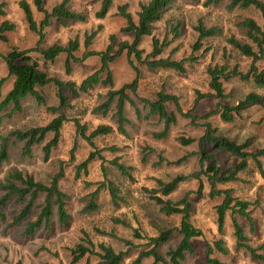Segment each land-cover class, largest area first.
I'll list each match as a JSON object with an SVG mask.
<instances>
[{
    "label": "trees",
    "instance_id": "1",
    "mask_svg": "<svg viewBox=\"0 0 264 264\" xmlns=\"http://www.w3.org/2000/svg\"><path fill=\"white\" fill-rule=\"evenodd\" d=\"M98 8L94 13L97 20H104L111 13L115 6V0H93ZM179 0H146L140 1L138 10L135 14L130 11L129 4H122L117 7L116 16L124 21V26L119 30L122 35L131 36V42L125 41L118 44L115 52L116 35H111L109 45L105 50H91L93 41L101 31L97 30L87 33L84 42V53L80 57L81 43L78 38L68 41L66 46L57 43L52 44L46 49H41L44 43L46 29L52 27L54 23L62 27H68L69 23H85L88 16L82 12L71 8V0H62L50 9L46 7L45 0H20L18 5L23 13L24 23L34 35L38 36L37 47L29 50H21L13 47L2 58L7 67V76L0 79V93L6 83L12 80V88L0 101V123L3 117L11 119L14 114L23 110L24 101L33 99L39 107H43L47 112L56 115L46 126L31 127L25 130L15 129L6 135L0 134V169L5 163L10 162V145L21 144V158L32 160L35 158V150L42 146L43 161L48 162L52 153L60 145L62 130L66 123L73 122L76 127V135L83 139L92 149L88 157L75 165V179H80L82 175H87L89 166L101 161V170L104 181L97 183L96 190L91 194V200L81 211L82 215L98 213L101 206L96 202L101 191L109 192L111 203L115 209L120 210L125 206L126 200L121 196V191L115 182L108 179V172L105 166L106 159L102 155L104 151L119 152L116 146L98 149L95 140L109 136L114 132L111 125L100 124L90 130L87 124H83L80 119H69L64 110L70 108V99L80 98L88 94L91 90L102 88L106 90L103 101L95 107L92 112L96 115L108 116L113 113L112 118L118 124V131L124 136L127 135V126L132 125L129 111L133 110L138 120L155 121V125L160 127V131L155 132V140H166L176 127L180 119L188 121L190 126L201 130L199 138L180 136V145L187 149L185 155L175 162H167L170 165L180 166L191 158L198 161V170L190 174H178L169 181L155 179L156 187H143L142 191L148 198L155 202L160 208V212L166 217H180V223L176 227H166L160 229L154 237H145L140 228L132 225L121 218L112 217L114 225H122L124 228L131 229L136 239L147 241L144 249L139 253L132 264H142L144 260L153 259V264H183L188 256L196 254L194 246L195 240L204 237L202 229L196 227L191 222L193 211V197L200 198L203 195L205 182L209 186V195L212 200L219 198L221 202L215 206L217 231L219 235H224L225 227L228 222L233 227V234L236 238L237 247L245 251L257 264H264V252L248 244V236L244 231L242 221L249 224L252 232L256 231L254 219L251 216V202L241 200L234 195L232 188H220L232 183L241 181L240 174L247 171L250 163H253L264 180V165L261 160L264 158V150L251 152L249 150L251 141L247 140L239 143L235 139L224 135L220 126L216 124L218 119L223 124H233L237 120H242L244 114L254 107L264 109V98L261 94L251 92L244 96L237 103H229L230 95L227 92L226 84L231 80L238 79L244 83H253L258 88H264V68H260L258 63L264 59V0H189L194 4L202 3L203 7H217L225 4L228 12L235 10H256L262 20L260 25L254 18H245L237 26L245 34V41L235 36L225 38L228 45L235 50L239 56L248 59L251 63L246 69L240 63L230 66L228 63L210 65L206 74L208 77V91H195L193 106L188 111L182 108L179 96L168 92L163 86L159 91L153 92L151 97L142 96L139 93L141 73L138 65L145 67L153 72H176L184 74L187 72L185 62L192 61L194 58L183 60L173 59L172 56L162 57L165 50L170 47L167 36L163 41L153 36V27L161 22ZM7 3L0 4V17L7 16L5 8ZM39 15V18H37ZM182 21L173 24L170 33L173 32L174 39L179 38L181 33ZM18 25L10 20H5L0 24V42L8 43L9 34L15 33ZM197 34V41L192 46V53L199 51L203 43L224 37V30L220 26H208L203 19H199L194 26ZM152 37V50L150 53L141 48L145 38ZM173 50L172 53H176ZM39 53L45 64H55L57 60L64 57V68L67 75H71L73 66L84 63L90 58H99L100 69L84 78L80 84L72 81H63L57 76L51 77L47 71L42 69L39 62L34 58L33 53ZM125 55L129 66L134 72V78L130 82L119 88L115 86V77L112 64ZM226 55V52H225ZM53 84L56 88L57 103L49 105L43 89ZM66 91L73 97H68ZM204 101H215L216 106L213 111L205 114H198L196 111ZM172 106V109H170ZM11 108L9 112L7 109ZM197 146L198 149L190 151L189 148ZM77 141L70 153V163L76 161ZM217 151L227 153L239 160L234 169L224 170L219 164L216 154ZM146 153V149L143 150ZM154 152V150H150ZM148 154H145L142 161L146 163ZM166 161L160 156L159 163ZM109 163L114 166L123 177L134 182L135 178L131 174L128 166L121 162L120 157H116ZM157 164V165H158ZM65 162L59 163L58 171L49 178V182L39 181L31 173L24 172L19 168H13L7 176L0 181V232L8 235L16 232L17 240L21 243L32 241L41 231L51 230L54 217L57 225L62 230H69L73 225V215L69 208V196L62 190L61 182L66 176ZM188 181L198 182L196 192L189 191L180 200L173 201L170 196L176 193L179 186ZM195 196V197H196ZM169 198V199H166ZM42 202L40 204L39 201ZM10 205L18 207L10 217L6 213ZM39 210L37 216H33V211ZM229 219V220H228ZM104 235L118 239L127 248V252H117L112 245L100 243L97 246L92 242L88 235L83 232V240L73 248H69L71 264H78L84 258L97 256L100 260L98 264H123L128 253L136 248L135 244L123 238H118L114 233L100 232ZM180 237V241L171 249L166 256L160 253V248L166 245L174 236ZM98 249V251H96ZM227 256L230 253L224 239L206 242L205 260L199 264H224L219 258L214 257L215 253Z\"/></svg>",
    "mask_w": 264,
    "mask_h": 264
},
{
    "label": "rangeland",
    "instance_id": "2",
    "mask_svg": "<svg viewBox=\"0 0 264 264\" xmlns=\"http://www.w3.org/2000/svg\"><path fill=\"white\" fill-rule=\"evenodd\" d=\"M19 1L0 0V4L4 2L8 4L5 8L7 16L0 17V24L5 20H10L18 25L17 31L9 34L8 43L0 42V79L6 77L8 73L2 55H6L13 47L21 50L36 48L39 41L38 36L30 32L24 23L23 13L18 5ZM27 1L32 3L33 0ZM45 1L46 7L50 9L62 0ZM140 1L146 0H115V6L108 17L104 20H97L94 17V13L98 5L93 0H71V8L86 14L88 21L85 23L71 22L68 27H62L60 24L54 23L52 27L46 29L44 43L40 45V48L46 49L55 43L66 46L69 40L78 38L81 43V50L78 55L82 57L85 50L86 34L97 30L101 26L102 29L93 41L91 50H105L109 45L110 36L115 34L117 36L114 46L116 52L119 43L131 42L133 39L131 36L119 33L125 23L116 16L117 7L122 4H129L130 11L135 14ZM225 8V4L205 8L202 3L194 4L189 0H179L166 13L164 19L154 25L153 36L161 41L167 36L168 41H170V47L165 50L162 57L172 56L176 60H188L191 57L194 59L185 62L184 65L187 72L184 74L170 71L153 72L138 65L141 73L139 93L142 96L151 97L153 92L159 91L164 86L168 92L179 96L182 108L188 111L193 106L195 91H208L206 71L210 65L228 63L233 66L235 63H240L243 69L248 67L251 61L239 56L226 43L225 38L235 36L245 41L244 31L238 28L237 24L249 17L254 18L260 25L263 24V20L254 9L228 12ZM37 18H39V15H37ZM199 19H203L208 26H220L224 30V37L205 41L202 49L193 54L192 46L196 43L198 37L193 28ZM178 21L183 23L181 27L182 35L174 39L173 32L170 33V30L172 25L177 24ZM141 48L146 54L150 53L152 50V37L145 38ZM173 50H177L176 53H172ZM33 56L42 69L47 71L51 77L57 76L63 81H72L77 84H80L84 78L100 69L101 66L100 59L93 57L82 64L74 65L72 74L67 75L64 68V57L59 58L55 64H45L39 53L35 52ZM258 66L264 68V59L258 63ZM111 67L114 72L116 88L133 80L134 72L129 66L125 55L120 56ZM11 87V81L4 85L0 93V101ZM226 88L230 95L228 101L232 104L237 103L251 92L261 94L264 98V88H258L253 83H244L238 79L231 80L226 84ZM42 91L49 105H56V88L54 85L50 84ZM65 93L68 97H73L68 91ZM105 93V89L96 88L80 98H72L70 99L71 107L65 109L64 113L71 120L80 119L83 124L88 125L90 130L100 124H108L113 127L114 132L112 134L96 139L95 143L98 149L112 146L120 148L119 152L104 151L102 155L107 160L105 166L108 172V179L115 182L120 189L121 196L126 200L125 206L120 210L115 209L111 203L109 192L103 190L96 201L101 206L100 212L89 215L81 214L84 206L91 200V194L96 190L97 183L105 179L101 170V161L92 163L89 166L87 175H82L78 180L75 179V165L84 161L92 149L83 139L77 137L76 127L73 122H68L64 125L60 145L53 151L48 162L43 161L42 146L36 148L34 159L23 160L21 158V144H11L10 162L5 163L0 169V181L7 176L11 169L19 168L24 172L33 174L37 180L48 183L49 178L58 171L59 163L61 161L65 162L66 176L60 185L62 190L69 196V208L74 221L71 229L65 231L57 225L54 217L51 230L41 231L28 243L18 241L16 232H11L8 235L0 232V264H71L68 249L75 247L83 240V232L88 235L96 246L100 243H105L112 245L117 252H127L128 248L118 239L100 232L114 233L118 238L132 241L136 248L128 253L123 263L132 264L144 249L147 241L134 238L133 231L124 228L122 225L113 226L112 217L124 219L132 227L140 228L142 235L145 237H154L160 229L179 225L181 218L177 216L169 218L162 214L159 206L143 193L142 188H155L156 182L154 178L169 181L178 174H190L197 171L199 166L196 158H191L180 166L170 165L167 162H175L187 152V149H184L178 141L180 136L199 138L202 135L201 130L190 126L188 121L180 119L178 125L172 129L168 139L155 140L153 134L160 131V127L155 125V121L138 120L134 111L131 110L129 111V117L133 123L131 126L126 127L127 135L124 136L118 131V124L112 118V112L108 116L96 115L92 112L95 107L102 103ZM215 106V101H204L196 112L205 114L213 111ZM170 109H172V106H170ZM10 110L11 108L7 109V112ZM54 117L56 115L47 112L43 107H39L33 99L29 98L24 101L23 110L20 113L14 114L11 119L3 117L0 123V134L6 135L15 129L25 130L31 127L46 126ZM216 124L220 126L224 135L235 139L239 143L250 140L249 150L251 152L264 150V109L262 107L249 109L242 120H237L233 124H223L218 119H216ZM76 141L78 144L75 154L76 161L70 163V153ZM144 149H146V153L143 151ZM197 149V146L189 148L190 151ZM150 150H154V152H150ZM211 152L216 154L218 164L224 170H232L239 163V160L230 154L213 150ZM145 154H148V157L146 163H143L142 159ZM160 156L166 161L158 164ZM116 157H120L121 162L130 168L131 174L135 178L134 182L123 177L109 163ZM261 160L264 165V158ZM240 177L241 181L239 183L220 186V188H232L235 196L253 204L250 210L256 231L252 232L249 224L244 220L241 223L248 236V244L264 252V180L253 163H250L249 169L241 173ZM197 189L198 182L188 181L181 184L176 193L170 198L173 201H177L182 199L187 192H196ZM195 196L194 193L192 195L193 211L191 222L203 230L204 237L194 241L196 254L188 256L183 264H199L203 262L206 256V242H214L219 239H224L230 250L227 256L217 252L214 254V257L219 258L224 264H257L245 251L237 247L236 238L233 234L234 230L230 222L225 227L224 235H219L215 224V206L221 200L219 198L215 200L210 198L209 186L206 182L202 197L198 198ZM41 202L42 200L38 204ZM16 209L18 207L10 205L6 213L10 217V214L14 213ZM38 214L39 210L35 209L33 216ZM179 241L180 237L175 235L166 245L160 248V253L166 256L171 249L175 248ZM99 262L100 260L97 256H90L84 258L78 264H98ZM142 264H153V259L144 260Z\"/></svg>",
    "mask_w": 264,
    "mask_h": 264
},
{
    "label": "crops",
    "instance_id": "3",
    "mask_svg": "<svg viewBox=\"0 0 264 264\" xmlns=\"http://www.w3.org/2000/svg\"><path fill=\"white\" fill-rule=\"evenodd\" d=\"M114 8V7H113ZM10 82V81H9ZM11 82H12V80H11ZM12 88V87H11ZM10 91V90H9ZM100 212V211H99ZM112 219V218H111ZM113 224V223H112ZM113 226H115L114 224H113Z\"/></svg>",
    "mask_w": 264,
    "mask_h": 264
}]
</instances>
